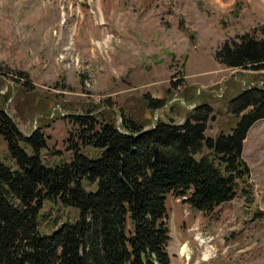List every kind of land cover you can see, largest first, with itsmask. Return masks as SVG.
I'll return each mask as SVG.
<instances>
[{"label":"rangeland","instance_id":"rangeland-1","mask_svg":"<svg viewBox=\"0 0 264 264\" xmlns=\"http://www.w3.org/2000/svg\"><path fill=\"white\" fill-rule=\"evenodd\" d=\"M254 29L264 36V0H0V100L24 135H42L51 164L71 159L82 114H110L117 125L126 114L150 127L181 124L193 103L209 105L206 134L216 137L235 124L228 107L240 88L264 89V71L228 69L215 57ZM221 75L230 79L215 84ZM155 99L166 109L148 107ZM242 157L248 175L212 213L167 196L173 262L188 243L191 259L179 264H264V119ZM0 161H9L1 136ZM48 207L60 220L78 217Z\"/></svg>","mask_w":264,"mask_h":264},{"label":"trees","instance_id":"trees-1","mask_svg":"<svg viewBox=\"0 0 264 264\" xmlns=\"http://www.w3.org/2000/svg\"><path fill=\"white\" fill-rule=\"evenodd\" d=\"M215 57L228 69L264 71V36L254 29L227 39ZM228 111L235 124L216 138L206 136L209 105L181 124L150 127L126 114L120 125L110 114L78 115L71 159L51 164L42 135H24L0 100L9 156L0 161V264H170L167 196L186 197L204 214L235 199L248 175L244 142L264 119V89L241 91ZM47 206L78 217L60 220Z\"/></svg>","mask_w":264,"mask_h":264},{"label":"crops","instance_id":"crops-1","mask_svg":"<svg viewBox=\"0 0 264 264\" xmlns=\"http://www.w3.org/2000/svg\"><path fill=\"white\" fill-rule=\"evenodd\" d=\"M261 72V71H260ZM223 73V72H222ZM222 76V75H221ZM218 77V78H216V79H214L213 80V82H215V84H220L221 82H223L224 80H229L230 78V75L229 76H226V75H224V76H222V77ZM250 82H252V81H250ZM240 90L242 91V88H240ZM193 104H195V103H193ZM197 105V104H196ZM209 123V122H208ZM207 133V132H206ZM220 135V132L218 133V135L216 136V137H218ZM206 136H207V134H206ZM208 137V136H207ZM216 137H211V138H216ZM179 250V249H178ZM175 256L176 255H178L179 256V254H178V252H176L175 254H174ZM174 260L176 261V258H174ZM183 261V258L182 257H180L179 256V258H178V260H177V262H173L172 261V257H171V263L170 264H179V262L181 263Z\"/></svg>","mask_w":264,"mask_h":264},{"label":"built area","instance_id":"built-area-1","mask_svg":"<svg viewBox=\"0 0 264 264\" xmlns=\"http://www.w3.org/2000/svg\"><path fill=\"white\" fill-rule=\"evenodd\" d=\"M255 84H251L250 86H249V88H251V87H253ZM220 91H222V90H220Z\"/></svg>","mask_w":264,"mask_h":264},{"label":"bare ground","instance_id":"bare-ground-1","mask_svg":"<svg viewBox=\"0 0 264 264\" xmlns=\"http://www.w3.org/2000/svg\"><path fill=\"white\" fill-rule=\"evenodd\" d=\"M182 253H183V251H182Z\"/></svg>","mask_w":264,"mask_h":264}]
</instances>
